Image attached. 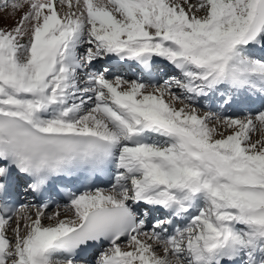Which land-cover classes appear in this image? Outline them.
<instances>
[{"label":"snow or ice","instance_id":"snow-or-ice-1","mask_svg":"<svg viewBox=\"0 0 264 264\" xmlns=\"http://www.w3.org/2000/svg\"><path fill=\"white\" fill-rule=\"evenodd\" d=\"M0 20V264H264V0Z\"/></svg>","mask_w":264,"mask_h":264},{"label":"bare ground","instance_id":"bare-ground-1","mask_svg":"<svg viewBox=\"0 0 264 264\" xmlns=\"http://www.w3.org/2000/svg\"><path fill=\"white\" fill-rule=\"evenodd\" d=\"M4 23H7V24H11V21L10 20H0V26H2ZM171 66H169V68H170ZM164 78H166V77H164ZM209 109L207 108V107H204V110L202 109L201 110V114L203 113V112H205V111H208Z\"/></svg>","mask_w":264,"mask_h":264},{"label":"rangeland","instance_id":"rangeland-1","mask_svg":"<svg viewBox=\"0 0 264 264\" xmlns=\"http://www.w3.org/2000/svg\"><path fill=\"white\" fill-rule=\"evenodd\" d=\"M200 110H202V109H200ZM204 110V109H203Z\"/></svg>","mask_w":264,"mask_h":264}]
</instances>
